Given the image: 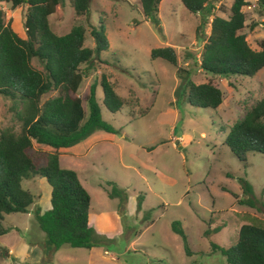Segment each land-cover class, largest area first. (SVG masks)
Masks as SVG:
<instances>
[{
	"label": "rangeland",
	"instance_id": "374dc122",
	"mask_svg": "<svg viewBox=\"0 0 264 264\" xmlns=\"http://www.w3.org/2000/svg\"><path fill=\"white\" fill-rule=\"evenodd\" d=\"M231 1L207 0L202 11L191 12L181 0H160L154 21L142 14L139 0H88L87 10L80 15L63 0L61 10L47 17L57 34L73 23H83L84 45H93L89 30L99 24L107 40L100 61L94 59L91 68L81 65L86 72L75 94L84 100L89 84L94 83L100 117L115 132L97 129L59 150L60 166L74 170L89 193L92 246L104 257L101 264H224L219 251L210 248L211 242L224 247L232 244L241 223L264 227V154L252 151L237 158L223 142L227 127L263 94L264 67L252 76L212 77L198 64L209 18L212 14L226 17ZM246 3L249 8L241 6L244 31L248 44L256 49L255 41L264 36V17L256 0ZM0 7L13 30L23 34L24 6L11 8L0 2ZM251 21L257 22L253 32L248 29ZM165 45L173 48L175 65L161 57L150 58L152 47ZM32 63L41 67L35 59ZM176 67L187 69L195 83L209 80L217 86L223 97L218 106L188 103ZM101 74L118 95L127 98V105L114 112L104 107L98 83ZM10 103L0 95V127L17 131ZM82 105L86 113L84 101ZM143 107L148 109L139 115ZM32 149L51 151L35 142ZM238 179L251 187L249 203L238 201L246 197ZM23 186L32 193L34 206L43 210L49 206V186L43 177L25 180ZM172 220H178L183 229L188 255L181 237L170 227ZM1 223L7 231L15 230L28 246L41 248L35 234L42 231L29 209L4 213ZM87 250L62 244L53 258L44 252L38 261L5 254L0 264H98L88 262Z\"/></svg>",
	"mask_w": 264,
	"mask_h": 264
},
{
	"label": "trees",
	"instance_id": "16d2710c",
	"mask_svg": "<svg viewBox=\"0 0 264 264\" xmlns=\"http://www.w3.org/2000/svg\"><path fill=\"white\" fill-rule=\"evenodd\" d=\"M159 1L139 0L142 14L156 21ZM0 2L11 8L24 6L23 34L13 30L10 18H4L0 7V95L11 101L9 109L19 124L17 131L11 126L0 127V234L7 230L1 223L4 213L26 212L33 203V195L23 186V181L39 176L49 186L50 206L40 212L34 203L32 214L43 233L44 253L50 254L62 244L91 247L95 242L87 219L89 193L74 170L60 166L58 156L60 148L78 143L97 129L115 132L100 117L94 83L89 84L84 100L75 94L86 72L81 65L91 68L94 59L100 61V52L107 48L102 25L90 27L93 45L87 46L83 44L85 26L81 22L73 23L62 34L50 28L47 17L61 10L63 0ZM67 2L76 15L87 10L88 0ZM181 2L189 11L199 12L205 8L207 0ZM245 2L232 0L226 17L212 14L208 20L198 64L212 77L252 76L264 67V36L255 41L256 49L245 39V16L241 10ZM256 4L264 17V0H257ZM256 24L251 21L248 29L252 30ZM199 29L200 24H197V38ZM149 52L151 59L161 57L175 65L176 55L171 46L152 47ZM32 59L41 67L34 66ZM175 72L182 80L183 96L191 105L214 109L222 101L221 90L211 81L195 83L189 79L185 68L176 67ZM98 83L102 91L101 103L107 110L114 112L128 104L127 98L116 93L104 74L100 75ZM227 85L232 84L228 81ZM147 109L143 107L139 115ZM33 142L52 149L33 150ZM223 142L237 158L252 151L264 154V92L227 127ZM238 181L246 195L238 201L249 203L251 187L243 179ZM170 227L181 237L184 253L190 254L179 221L172 220ZM210 248L219 251L224 264H264V227L241 223L232 244L224 247L211 242ZM6 253V248L0 245V256Z\"/></svg>",
	"mask_w": 264,
	"mask_h": 264
},
{
	"label": "crops",
	"instance_id": "0c3cea01",
	"mask_svg": "<svg viewBox=\"0 0 264 264\" xmlns=\"http://www.w3.org/2000/svg\"><path fill=\"white\" fill-rule=\"evenodd\" d=\"M254 29H252L250 31L253 32ZM246 35H247V33H246ZM245 39H246V36H245ZM60 149H62V148H60ZM58 158H59V156H58ZM30 179H32V178H30ZM48 200H49V195H48ZM33 204L34 203H32L28 207V209L31 211L32 217H33V214H32ZM49 206H50V203H49ZM38 207H39L40 212H42L43 209L40 206H38ZM47 208H45V209H47ZM87 219H88V212H87ZM88 224H89V219H88ZM39 231H41V230H39ZM35 232H38V231H35ZM35 235L39 236V240L41 242V248H38L35 245H33L34 247L28 246L26 244V242L24 241V239L22 237H20L19 234L15 230H12L10 232L6 230L4 233L0 234V245H3L7 249V253L6 254H12L13 256H15L16 258H18L19 260H34V261H38V260H41L42 259V252H44V249H43V233L42 232H39V233H36ZM32 241L33 242H36L35 239H32ZM84 248H86V247H84ZM93 248H94V246H91V247L86 248V249H88L87 250L88 251L87 252V260H88V262H90V261H97L98 264H101L102 263V259L104 257L99 253V251H97V250H95ZM51 257L52 258L55 257V250L51 253ZM65 257L66 258H70V257L71 258H76V255H73V254H65ZM57 259H58V257H57Z\"/></svg>",
	"mask_w": 264,
	"mask_h": 264
},
{
	"label": "built area",
	"instance_id": "2783aa9c",
	"mask_svg": "<svg viewBox=\"0 0 264 264\" xmlns=\"http://www.w3.org/2000/svg\"><path fill=\"white\" fill-rule=\"evenodd\" d=\"M245 1H246V0H245ZM256 2H257V0H256ZM244 6H245L246 8H249V7H250L249 3H246V2H245V4H244Z\"/></svg>",
	"mask_w": 264,
	"mask_h": 264
}]
</instances>
